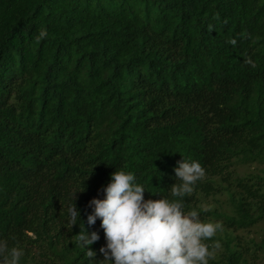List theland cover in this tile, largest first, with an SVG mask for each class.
Wrapping results in <instances>:
<instances>
[{"label":"trees","instance_id":"trees-1","mask_svg":"<svg viewBox=\"0 0 264 264\" xmlns=\"http://www.w3.org/2000/svg\"><path fill=\"white\" fill-rule=\"evenodd\" d=\"M182 156L205 169L184 210L223 226L209 264H264V0H0V239L21 264H105L89 201L117 168L170 197Z\"/></svg>","mask_w":264,"mask_h":264},{"label":"clouds","instance_id":"clouds-1","mask_svg":"<svg viewBox=\"0 0 264 264\" xmlns=\"http://www.w3.org/2000/svg\"><path fill=\"white\" fill-rule=\"evenodd\" d=\"M39 35L43 37L45 33L41 31ZM174 173L176 183L169 188L170 197L162 195L159 199L144 198L148 189L132 171L117 168L110 173L108 183L102 186L103 198L89 201L92 211L87 215V224L92 225L99 218L104 232L106 244L99 251L105 259L100 262L209 264L214 258L221 243L213 237L223 230L222 224L202 220L196 209L183 208V199L193 192L205 169L198 161L182 156ZM67 215L70 222L79 217L72 225L82 222L75 204L67 209ZM75 235L78 243L87 248L86 255L94 259L96 253L90 245L99 239L98 232H89L84 226ZM22 255L23 249L0 239V264H21Z\"/></svg>","mask_w":264,"mask_h":264}]
</instances>
